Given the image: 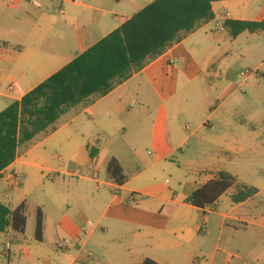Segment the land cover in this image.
<instances>
[{"label":"crops","instance_id":"1","mask_svg":"<svg viewBox=\"0 0 264 264\" xmlns=\"http://www.w3.org/2000/svg\"><path fill=\"white\" fill-rule=\"evenodd\" d=\"M152 1L139 4L138 0L124 3L121 0H103L100 4L107 6L102 8L84 0H27L25 7L21 8V0H0V7L4 8L0 11V97L9 99L10 104L20 100ZM249 2H213L212 20L199 25L108 94L93 95L68 109L58 120L54 132L40 134L44 137L40 143L34 142L36 137L30 147L22 150L16 160L1 172L0 202L14 209L26 201L20 200L17 206L8 203L16 191L24 188V179L19 177L18 171L24 166H38L34 161L40 144L46 145L51 138L62 133L66 134L65 146L73 149L90 146L92 139L104 150L108 149L106 146L118 143L136 147L139 141L149 140L160 151L155 155L158 160L151 167L160 162L173 166L175 163L168 159L174 157L176 150L184 156L187 151L182 148L183 144L194 137L206 149L230 153L252 150L259 134L245 123L249 117L240 118L237 112L222 109L238 89L244 85L251 87L248 84L250 75H242L243 70L237 68L236 54L238 51H251V46H241L242 36L258 37L264 31H244L234 37L226 26L228 20L264 21L251 16L247 9ZM119 8L124 14L118 13ZM227 12L230 14L228 19L223 16ZM20 23L25 25L21 28L16 26ZM218 23L224 24L225 29L216 32ZM254 49L261 54L264 46H255ZM7 81L10 84L2 92L1 87ZM18 88L24 90L15 96L14 91ZM214 101L219 104L213 105ZM187 120L195 124L194 130L185 126ZM129 129L132 130L128 134ZM99 137L104 142L97 141ZM182 137H185L184 142L173 145ZM38 156L40 159L48 158L46 153ZM112 158L120 162L117 156L112 155L110 160ZM206 158L213 159L214 156L206 155ZM182 161L178 168H182ZM92 162V159L83 163L74 161L73 165L82 167ZM41 168L59 172L50 165ZM150 168L128 177L122 185L113 182L106 172L108 179L101 184L107 189L97 192V196L91 189V183H98L99 179L94 175L101 172L96 170L95 174L82 175L83 185L74 196H78L77 200L85 206L78 205L73 217L65 224L60 223L57 229L51 227L50 214L41 208L44 213L43 240L35 237L36 242H44L50 234L52 238L53 233H58V241L62 240L61 234L73 240L68 250L62 249L67 254L65 264H91V249L95 245L98 249L105 248V238L110 232L115 234L118 250L123 253L121 264H144L147 259L156 264H249L244 251L253 246V229L259 235L264 231V208L252 204L264 191L261 179L254 182L236 179L235 185L219 198L215 203L216 210L212 211L207 207L197 208L188 199L197 189L216 179L220 171H210L200 179L183 178L186 180L180 184L181 192L161 188L156 182L134 188L133 181L137 178L156 179L147 174ZM12 175L18 179H13ZM243 185L254 187L258 192L246 201L233 202L231 196ZM99 200H103L105 206L100 207L103 201ZM225 200L230 208L222 210L221 202ZM98 209L101 211L99 224L108 217L110 222L120 223L121 229L116 231L105 221L103 237L95 236L97 226L86 211L96 212ZM36 212L27 215L28 221L35 219L36 223ZM194 212L208 214L204 228L193 223L191 216ZM209 215L219 218L220 225L215 223L212 226ZM82 231L88 234L85 240L81 238ZM16 234L22 233L11 229L0 233V258L5 254L8 243L11 256V242ZM208 239L213 240L211 244ZM125 240L131 242L127 244ZM87 249L89 254H86ZM34 255V249L26 245V258L32 259ZM198 258L201 261H197Z\"/></svg>","mask_w":264,"mask_h":264},{"label":"rangeland","instance_id":"2","mask_svg":"<svg viewBox=\"0 0 264 264\" xmlns=\"http://www.w3.org/2000/svg\"><path fill=\"white\" fill-rule=\"evenodd\" d=\"M27 0H21V8L25 7ZM85 2H92L89 4H97L102 8H106L107 5H101L103 0H84ZM129 0H121V3L128 2ZM148 0H138L139 4H144ZM4 8L0 7V11ZM247 9L251 12V16L264 20V0H250L247 5ZM118 13L124 14L121 8L117 9ZM13 23L12 25H14ZM25 24H18L16 26L23 27ZM19 29V28H18ZM241 46L243 48L251 46L249 53L239 52L236 54L237 68L239 71L246 70L251 71L247 75L249 76L248 84L238 89L236 94L227 101L223 106L224 110H232L241 115L240 118L249 117L245 123L248 124L249 129H254L258 134L255 147L247 152H223L216 149H206L201 147L196 141L197 139L190 138L187 143H184L182 148L187 152L181 153L180 150L174 152V157H170L168 161L175 163L173 166H168L164 162H160L157 166L151 167L158 159L156 154H159V149L155 147L149 140L139 141L136 147L123 146L122 144H113L106 146L107 150L99 146V143L91 140V145H83L81 149L67 148L65 146L66 134L62 133L51 138L48 144H40V147L36 150L35 161L38 166H24L23 169L18 171L19 177L24 179V188L16 191V195L10 197L8 203L12 206H17L20 200L25 199L27 203V215L35 214L38 207L44 209L51 216V227H57L61 224H65L76 209H79L78 205L85 204L77 200L78 196H74L79 193L80 187L83 185L81 179L82 175L95 174L96 170L101 174L94 175L95 179H99L98 183H91V189L97 196V192H101L107 189L106 185H102L101 181H107L106 168L112 155L119 158L124 173L127 177H132L142 170L149 169L147 173L150 178L156 179H144L137 178L133 181L134 188H141L147 183L156 182L161 188L177 189L179 192L183 189L180 184H184L186 177H193L196 179L204 178L210 171H224L232 174L235 179H248L252 182L255 179H261L264 186V51L258 54L255 46H264V32L260 33L258 37H252L250 34L242 36L240 39ZM258 49V48H257ZM239 50V48H238ZM10 83L7 81L3 83L1 90L6 91ZM249 85V86H250ZM24 88H18L14 91L15 96H19ZM246 90V93H243ZM225 96V94H223ZM220 97V96H219ZM10 100L4 97H0V112L9 106ZM219 104L218 101H214L213 105ZM206 113V111H204ZM203 112V113H204ZM185 126H189L190 130L195 129V124L189 120L185 123ZM132 129L128 130V134ZM185 136V135H183ZM100 138V139H99ZM97 141L104 142L102 137H99ZM185 137L179 139V142H175L173 145L181 144L184 142ZM44 137L38 135L35 139V143H40ZM33 143V144H35ZM193 148H196L193 150ZM25 150V149H23ZM46 153L48 160L39 158V154ZM208 156H214L213 159L206 158ZM47 157V156H46ZM39 158V159H38ZM93 160L92 164L85 166L73 165V162L79 163ZM183 159L181 166L178 168L180 160ZM52 166L59 172H48L42 166ZM102 185V186H101ZM102 202L103 200H99ZM264 202V191L260 196L255 198L252 204L257 207L264 208L262 206ZM251 204V205H252ZM105 206L104 201L100 207ZM99 207V208H100ZM208 209L216 210V205L207 206ZM230 208L228 202H221V209ZM87 212V216L96 225L95 236L103 237L102 227L105 225V221L113 226L116 231L121 229V224L117 222H110V218H105L104 223H98L99 209L95 212ZM208 214L202 212H194L191 216L193 223L205 227L204 220ZM211 217L212 226L220 225L219 218L209 215ZM197 217V218H196ZM214 221V223H213ZM35 219L28 221V227L25 233L16 234L12 244L11 256L7 249L5 254L0 258V264H65V252L60 248V243L63 240L69 239V237L61 234L62 240L58 241V233L51 234L44 242H36L35 240ZM89 228H93L90 226ZM244 230L248 228H243ZM253 246L244 251L249 264H264V231L261 235L257 234V230L253 229ZM82 239L85 240L88 237L82 231ZM201 235V234H200ZM103 241V239H102ZM101 241V242H102ZM213 240L208 239L207 242L211 244ZM58 242V243H57ZM125 243L129 244L131 240H125ZM206 244V245H209ZM261 243V244H258ZM105 248L98 249L97 245L93 246L91 252L93 254V260L91 264H121L123 262V253L118 249V240L113 232L108 233L105 238ZM26 245L31 246L34 249V257L32 259L26 258ZM213 245V244H212ZM11 247V245H10ZM209 249V248H207ZM258 253V255H257ZM86 254H89L88 249ZM201 261V259H196ZM258 260V261H257ZM260 261V263H259Z\"/></svg>","mask_w":264,"mask_h":264},{"label":"trees","instance_id":"3","mask_svg":"<svg viewBox=\"0 0 264 264\" xmlns=\"http://www.w3.org/2000/svg\"><path fill=\"white\" fill-rule=\"evenodd\" d=\"M216 1L221 0H154L20 100L13 101L0 112V174L38 135L54 132L68 109L93 95L108 94L199 25L212 20V4ZM226 26L234 37L244 31H264V21L228 20ZM106 172L119 185L128 180L116 158L108 162ZM235 182L233 175L220 171L216 179L197 189L188 202L206 208L215 204ZM257 192L256 188L243 185L231 198L239 203ZM27 209L26 201L14 209L0 202V233L8 229L25 233ZM43 232L44 213L38 208L37 240H43ZM144 264L156 263L147 259Z\"/></svg>","mask_w":264,"mask_h":264},{"label":"built area","instance_id":"4","mask_svg":"<svg viewBox=\"0 0 264 264\" xmlns=\"http://www.w3.org/2000/svg\"><path fill=\"white\" fill-rule=\"evenodd\" d=\"M223 16H224V18L228 19V17L230 16V14L227 12ZM225 27L226 26L224 24L218 23L216 25V32H219V31L224 30ZM249 73H252V72L249 71V70H246L245 72L242 73V75H247ZM12 178L13 179H18L16 175H12ZM71 244H72V242L69 239L63 240V242L60 243V248L63 249V250L64 249L68 250L71 247ZM6 249L8 251L10 250V243L7 244Z\"/></svg>","mask_w":264,"mask_h":264}]
</instances>
